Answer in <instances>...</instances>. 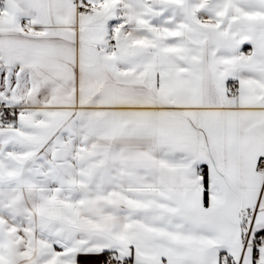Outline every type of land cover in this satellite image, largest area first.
I'll return each mask as SVG.
<instances>
[{
  "label": "snow or ice",
  "instance_id": "obj_1",
  "mask_svg": "<svg viewBox=\"0 0 264 264\" xmlns=\"http://www.w3.org/2000/svg\"><path fill=\"white\" fill-rule=\"evenodd\" d=\"M0 264H264V0H0Z\"/></svg>",
  "mask_w": 264,
  "mask_h": 264
}]
</instances>
